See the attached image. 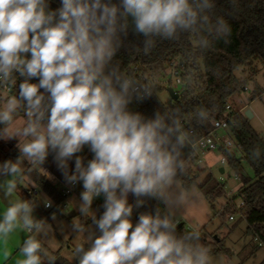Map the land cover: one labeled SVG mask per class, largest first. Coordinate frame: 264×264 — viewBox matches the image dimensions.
<instances>
[{
  "label": "clouds",
  "instance_id": "obj_1",
  "mask_svg": "<svg viewBox=\"0 0 264 264\" xmlns=\"http://www.w3.org/2000/svg\"><path fill=\"white\" fill-rule=\"evenodd\" d=\"M0 0V140L15 139L19 155L0 161V192L13 197L25 162L43 177L51 155L67 186L79 184L76 210L90 224L74 222L83 242L78 264H213L210 249L193 229L178 233L167 209L191 193L179 185L182 153L190 140L179 110L136 106L152 85L121 70L115 61L131 32L147 54L156 38H227L231 27L215 14L216 0ZM24 119L17 120L19 111ZM200 122L208 112L196 113ZM87 147L91 153H81ZM253 155L260 157L259 150ZM133 202L129 201V196ZM102 197L99 215L93 201ZM150 202L164 206L147 207ZM44 207H52L46 197ZM30 199H8L0 208V241L17 229L27 233L17 264H55L42 244L52 225L37 217ZM145 208L133 222V209ZM56 219V213L51 214Z\"/></svg>",
  "mask_w": 264,
  "mask_h": 264
},
{
  "label": "trees",
  "instance_id": "obj_2",
  "mask_svg": "<svg viewBox=\"0 0 264 264\" xmlns=\"http://www.w3.org/2000/svg\"><path fill=\"white\" fill-rule=\"evenodd\" d=\"M58 4L59 0L55 7ZM214 11L216 15L226 19L231 27V33L227 38L210 36V44L206 48L198 47L197 37L188 33L181 34L176 40L156 38L155 46L145 54L143 38L130 32L124 47L115 57L121 70L129 75L134 73L133 68L136 72L145 75L156 65H171L173 62H176L177 68L181 69L180 77L183 84L176 101L170 100L165 104L159 100L157 94L152 92V96L137 108L148 115H151L154 109L162 112L179 110L185 128L191 133L190 140L182 153L184 170L180 173L178 181L186 190L195 184L197 190L210 203L215 198L224 196L223 188L210 174H206L198 181L199 172L194 171L190 165L189 145L199 137L209 135L213 131L214 121L226 118L228 113L226 106L244 89L245 79L236 77L235 70L249 67L250 75H252L257 71L254 63L264 69V0H216ZM18 83L19 78L16 85L6 84L11 94H15ZM163 91H166V88L157 87L158 93ZM200 109L208 112V119L204 122L196 118V113ZM22 112L21 110L17 114ZM229 112L233 115L234 122V125H231V122L229 124L230 135L241 145L242 156L237 158L225 151L219 153L224 156L227 167L238 176L242 183L238 196L243 199L244 206L240 214L234 211L232 205H229L221 209L217 215L222 222L228 220L232 214L239 215V218L233 222L232 229L241 220H245V234L257 239L258 246H264V141L250 126L244 113L238 110ZM15 145L14 140H0V161L15 159L19 155ZM255 150H259V158L253 155ZM243 163L251 170V174L246 171ZM44 167L64 182L61 173L53 164L51 155ZM24 177H27L36 189L52 198L57 204L63 200L59 190L41 176L32 165H27L20 179L23 180ZM101 204L102 202L97 205L98 215L103 210L100 207ZM152 205L164 210L163 205L154 202H150L147 207ZM144 210L146 209L134 207L132 215L134 221L138 218V213ZM177 231L178 233L188 232L183 224L177 228ZM198 232L200 242L210 249L212 256L230 254L222 239L209 235L204 228ZM53 255L56 257L55 264H71L60 255L59 251ZM260 264H264V260Z\"/></svg>",
  "mask_w": 264,
  "mask_h": 264
},
{
  "label": "rangeland",
  "instance_id": "obj_3",
  "mask_svg": "<svg viewBox=\"0 0 264 264\" xmlns=\"http://www.w3.org/2000/svg\"><path fill=\"white\" fill-rule=\"evenodd\" d=\"M57 2L58 0H52L50 6L54 8ZM254 67H256L257 71L252 75H250L249 67H241L235 70L234 74L236 77L245 79L244 89L233 97L229 102V106L230 110H238L242 113L249 111L252 114V117L248 119L250 126L260 137L264 138V69L257 63H254ZM175 71L178 72L177 76L173 74ZM180 72L181 69H178L176 62H173L171 65H156L145 75L139 74L146 83L152 85L153 93L157 94L159 100L167 104L171 100L168 93L166 91L158 93L157 87L166 89L172 88L178 93L183 84ZM176 79H179V83H176ZM2 92L5 91L0 88V93ZM255 93H257L256 96ZM16 119H24L23 112L17 114ZM222 134L223 133H221V135ZM12 140L16 142L15 139ZM81 155L86 159L91 157V153L88 151L87 147H85ZM201 157L203 159L202 163H196L195 161L190 163L192 169L199 172L198 181L208 173L213 177H217L218 169L221 168L218 154L209 152L201 155ZM27 165H29V163L25 162L23 165L24 169ZM243 165L246 171L251 174V170L247 165L245 163H243ZM224 170V189L226 191H237L238 188H240V182L235 181V174L227 166H225ZM17 185V190L13 197L5 198L3 193L0 192V208L7 204L8 199L19 197L32 200L37 204L35 215H37V217L47 218L49 220L48 222L52 225L48 235L42 238L43 247L52 255L59 251L60 255L69 263L76 264L75 247L78 243L83 242V234L75 231L72 225L77 221L85 225L90 224V220L85 216H81L76 210V201L74 198H78L81 186L78 184L76 187H71L63 182L61 187L69 188L71 191L63 197V200L59 204H57L52 198L36 189L27 177H24L23 180L19 178L17 180ZM179 185L181 186L180 183ZM181 188L184 189L182 186ZM184 190L191 193L189 198L180 205L168 208L167 211L173 217L176 224H183L185 230L190 231L195 229L200 231L204 228L209 235L223 240L224 246L228 248L230 254L212 256L213 264H260L264 260V246H258L257 239L245 234V220H241L238 225L232 229V224L239 218V215H233V221L226 220L222 222L219 219L217 214L220 210L231 205L225 196L217 197L210 203L197 190L195 184H192L188 190ZM46 197L52 200V207L49 209H44L43 202L46 200ZM238 199L237 195L235 197V203H238ZM129 201H132L131 195L129 196ZM101 202L102 197L93 201V208L96 211L97 205ZM211 205H213V207H211ZM53 212L56 213L55 220L51 219V214ZM70 213H73V215L70 216ZM86 220L88 221L84 223ZM132 220L135 222L133 218ZM18 230L20 232V237L22 236L25 238L27 233L20 229H17V231ZM23 258V254H20L15 260ZM42 263L48 264L46 257L43 259Z\"/></svg>",
  "mask_w": 264,
  "mask_h": 264
},
{
  "label": "built area",
  "instance_id": "obj_4",
  "mask_svg": "<svg viewBox=\"0 0 264 264\" xmlns=\"http://www.w3.org/2000/svg\"><path fill=\"white\" fill-rule=\"evenodd\" d=\"M134 69V73L131 75L134 78H136L137 80L146 83L143 79L142 76L136 72L135 68ZM173 74L175 76L178 75V72L175 71L173 72ZM176 83H179V79H176ZM2 88L4 91H10V88L6 85H3ZM138 107V105L136 106ZM226 110H227V115L225 119H220V120H216L213 123V131L209 134V135H203L201 137H199L197 140H195L194 142H192L189 145V149H188V153H189V159L191 160V162L195 161L196 163H202L203 159L201 157V155L205 154V153H209V152H215L216 154H218L219 156V163L221 165V168L223 169L222 173L219 171L218 169V175L217 177H213L210 173L213 179L215 180V182L223 188V192H224V196L227 199L228 202L231 203V205L233 206L234 211H236L238 214H240V210L241 208L244 206V201L242 198H240L238 196V203H235V197L239 194L238 190L237 191H233V190H225L223 187V182H225L224 179V168L226 165V160L224 158V156H222L219 152L220 151H225L228 152L229 154L240 158L241 152H242V148L241 145L236 142L230 135V122L231 125H234L233 122V115L229 112L230 111V106L227 105L226 106ZM191 133V132H190ZM221 133H223L221 135ZM264 141V138H263ZM55 179H48L45 178L51 185L55 186L59 192L61 193V195L64 197L65 195L70 193V189L69 188H65V187H61V184L63 183L61 180H59L56 176H54ZM235 181L240 182L239 187L241 188L242 183L239 180L238 176L235 175ZM78 185V184H77ZM75 186H71V187H76ZM50 207L46 208L44 207V209H49ZM229 221H233L234 220V216L233 214L230 215L228 217Z\"/></svg>",
  "mask_w": 264,
  "mask_h": 264
},
{
  "label": "crops",
  "instance_id": "obj_5",
  "mask_svg": "<svg viewBox=\"0 0 264 264\" xmlns=\"http://www.w3.org/2000/svg\"><path fill=\"white\" fill-rule=\"evenodd\" d=\"M54 176V174H53ZM19 230L10 234L6 241H0V264H17V257L22 254L20 246L23 243V237H20Z\"/></svg>",
  "mask_w": 264,
  "mask_h": 264
},
{
  "label": "water",
  "instance_id": "obj_6",
  "mask_svg": "<svg viewBox=\"0 0 264 264\" xmlns=\"http://www.w3.org/2000/svg\"><path fill=\"white\" fill-rule=\"evenodd\" d=\"M166 92L168 93V95H169V97H170V99H171L172 101H176V100L178 99V97H179V94H178L177 92H175L172 88H167V89H166ZM244 115H245V117H246L247 119H249V118L252 117V114H251L249 111H245V112H244ZM219 171L222 173L223 169H222V168H219ZM131 202H133V200H132ZM69 215L72 216L73 213H70ZM180 225H181V224L177 225V228H178ZM214 238H216V237H214Z\"/></svg>",
  "mask_w": 264,
  "mask_h": 264
}]
</instances>
